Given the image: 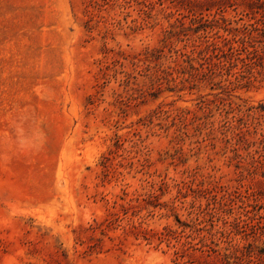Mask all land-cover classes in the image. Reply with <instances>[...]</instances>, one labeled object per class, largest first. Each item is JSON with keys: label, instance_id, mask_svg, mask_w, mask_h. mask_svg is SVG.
<instances>
[{"label": "rangeland", "instance_id": "rangeland-1", "mask_svg": "<svg viewBox=\"0 0 264 264\" xmlns=\"http://www.w3.org/2000/svg\"><path fill=\"white\" fill-rule=\"evenodd\" d=\"M0 264H264V0H0Z\"/></svg>", "mask_w": 264, "mask_h": 264}, {"label": "trees", "instance_id": "trees-1", "mask_svg": "<svg viewBox=\"0 0 264 264\" xmlns=\"http://www.w3.org/2000/svg\"><path fill=\"white\" fill-rule=\"evenodd\" d=\"M217 13L221 14L219 11H217ZM241 14H244V13H241ZM221 19H223L225 23H227V22L231 23L232 22V20H227V18H225L222 14H221ZM241 19H242V17H241ZM255 28H256V26L254 25V23H249V24H244V26H242L241 28H239L237 30L240 31L239 33L244 34L246 32H250L251 29H255ZM224 38L229 43L228 47L220 46V45H218V43H215L214 41L212 43L214 45L213 51L216 52V54H217V52L219 54L218 61L217 62L215 61L214 65H215V68H218L220 70H222L224 67H228L229 65L233 64L234 56L232 53L234 51H236V52L239 51L240 47H241V45L239 43L234 45V43L239 42V39H236V34L234 35V37H224ZM196 46L197 45H195V47ZM224 46H226V45H224ZM209 49H210V45L208 44L205 49H200L199 51H196V48H193L192 53H194V52L198 53L197 56H195V57H192L191 56L192 54L190 55L188 53H185L184 55H186L189 58V60H196L198 63L204 64L201 61H202V59L205 60L206 56H205L204 52L208 51ZM237 53L239 54L240 52H237ZM221 57H224L225 61H223V59H221ZM191 67L196 68L194 66V64H191ZM215 68L209 67L208 70L213 72V70ZM202 75L203 76L206 75L205 71L202 73ZM229 82H231V81H229ZM124 193H127V192L124 191ZM150 196H154V195H150ZM117 217H118V215H117ZM236 250L238 251V250H240V248L238 247V249H236ZM239 257H241V255H238V253L235 252V258H239Z\"/></svg>", "mask_w": 264, "mask_h": 264}]
</instances>
